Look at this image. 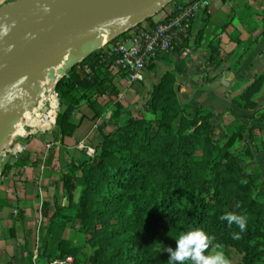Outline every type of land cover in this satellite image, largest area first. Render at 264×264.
<instances>
[{
	"label": "trees",
	"instance_id": "obj_1",
	"mask_svg": "<svg viewBox=\"0 0 264 264\" xmlns=\"http://www.w3.org/2000/svg\"><path fill=\"white\" fill-rule=\"evenodd\" d=\"M262 6V30L250 45L264 34V0ZM251 15L250 6L237 14L248 33L256 28ZM207 19L208 15L203 23ZM232 19L224 21L207 43L206 60L213 65L236 55L227 70L236 68L251 48L244 46L236 53L237 49L225 52L221 47L220 34ZM203 28L193 35L194 47L200 44ZM230 39L236 48L245 45L239 32ZM113 62V57L106 58L97 49L67 69L55 85L60 109L51 130L60 140L73 134L76 124L71 116L82 101L93 111L92 118L104 117L110 104L113 108L98 126L101 139L93 146V155L65 165L60 172L64 204L54 194L48 214L49 202H42L48 222L38 256L69 254L74 264H167L166 249L174 250L179 234L198 227L213 238L210 251L219 244L224 251L230 247L237 250L239 264H264V201L254 196L260 174L245 171L240 157L232 151L245 132L252 137L255 124L264 120L255 99L264 87V69L231 99L239 108L252 111L249 120L254 123L235 119L225 126V139L220 141L214 137L211 120L219 112L202 106L188 112L178 98L173 71L163 73L134 110L123 105L117 100L116 81V75L123 74L114 72ZM244 154L251 156L249 147ZM27 160V155L21 154L14 165L21 166ZM228 212L247 217L246 231L238 240L233 239L238 227L221 219ZM17 217L23 218V213L19 211ZM68 224L83 233V245L72 246L59 235L57 253L47 254L51 227ZM31 258L29 254L27 264Z\"/></svg>",
	"mask_w": 264,
	"mask_h": 264
},
{
	"label": "crops",
	"instance_id": "obj_2",
	"mask_svg": "<svg viewBox=\"0 0 264 264\" xmlns=\"http://www.w3.org/2000/svg\"><path fill=\"white\" fill-rule=\"evenodd\" d=\"M8 1L10 0H0V5ZM170 10L169 7H163L142 23L162 20ZM207 15L208 19L203 23V18ZM227 19L228 10L222 0H208V4L200 10L192 25L193 35L199 28L204 27L199 46L195 47L188 57L182 56L176 50L160 54L143 70L142 79L131 84H127L123 76L116 75L117 95L128 93L136 97L135 100L143 99L151 85L157 82L163 73L173 71L176 75L178 98L188 108L202 106L214 112L231 110L234 115L245 112L231 99L246 86L254 74L264 69V35L253 50L258 54L252 55V52L236 70L225 69L227 61L207 66V43L220 31L221 24ZM233 24L232 21L220 34V45L226 52L236 49V43L230 39ZM242 36L245 38L243 33ZM211 77L213 78L210 79ZM238 84L240 86L237 87ZM259 94H264V87L255 95L256 100ZM191 102L194 104L189 106ZM92 115L93 111L82 101L71 116V120L76 124L72 135L60 140L52 130L48 134L42 132L43 135L36 133L27 139L25 154L28 160L23 165L15 166L14 160L3 161L4 169L0 174V264H27V257L32 254L29 251V237L32 235L33 239V235L38 234L48 222L47 216L42 213V202H49L48 214H51L53 209L54 194L58 202L64 204L65 197L62 194L61 182L58 181L60 172L65 165L87 157L78 146L80 140L84 139L88 145L94 146L101 139V130L94 127L99 117L92 118ZM107 129L108 127L104 128L105 131ZM15 170L22 173L20 179L12 175ZM13 206H17L23 213V218L14 217L11 213Z\"/></svg>",
	"mask_w": 264,
	"mask_h": 264
},
{
	"label": "water",
	"instance_id": "obj_3",
	"mask_svg": "<svg viewBox=\"0 0 264 264\" xmlns=\"http://www.w3.org/2000/svg\"><path fill=\"white\" fill-rule=\"evenodd\" d=\"M172 0H10L0 5V132L20 114L13 91L66 57L60 76L101 45L150 18ZM33 89L36 88L32 85Z\"/></svg>",
	"mask_w": 264,
	"mask_h": 264
},
{
	"label": "rangeland",
	"instance_id": "obj_4",
	"mask_svg": "<svg viewBox=\"0 0 264 264\" xmlns=\"http://www.w3.org/2000/svg\"><path fill=\"white\" fill-rule=\"evenodd\" d=\"M182 2H184V1L183 0H173L169 4H167L164 7V9H167L168 7L172 9L174 5H176L177 3H182ZM222 2L225 4V7L228 10V19L233 18L232 21L236 25V26H234V24H233L232 33L230 35H232L234 32H236V33L239 32V34L241 35V38L245 41V45L241 44L239 47L236 48L237 49L236 53L242 52L245 48L244 46L248 47L251 44L252 39L255 37V35H257L258 32L260 30H262L263 24L261 22V18H260L259 13L263 9V6H262L263 0H222ZM245 6L251 7V10H252L251 18L256 23V28L253 30L252 33H248L245 30V27L243 25H241L239 23V21L237 20L238 12L241 11L242 9H245ZM242 33L245 35V38L242 36ZM261 37H262V35L258 38V41ZM258 41H257V43H258ZM257 43H255V45H250L251 48H250L249 53L243 56L240 64L236 68H234L235 70L241 65L244 58H246L248 55L249 56L251 55V53L255 49ZM254 54L257 55L258 53H256V51H255V53L253 52L252 55H254ZM235 57H236V55L232 56L231 58H229V60H227L228 65L232 64L235 61ZM205 65L212 66L213 64L209 63L206 60ZM227 66L225 67V69H227ZM238 86H240V84H238L237 87ZM21 88H19V89H21ZM26 88L27 87H25L24 89H26ZM57 96H58V94H57ZM48 97H50V100L55 101L54 97L52 95V91L48 94H47V91L42 92L38 99H40V100L45 99L46 100ZM257 97H258L257 102H258V108H259L258 112L260 114L264 115V94H259ZM38 99L36 100L34 105L30 108V113L32 111H36L37 113L40 111L38 108V107H40V105L37 102ZM135 99H136V97L127 93V94L121 96L119 100L123 103V105H125L126 107L129 105L128 107H130L131 110H134L136 108V105L141 103L144 98L143 99H137V100H135ZM58 100H59V97H58ZM52 101H51V103H54ZM44 103H45V111H46L49 109L48 108V102L45 101ZM192 104H194V103L191 102L188 105L190 106ZM37 108H38V110H37ZM43 108H44V106H43ZM112 108L113 107L111 104L108 105V111H110ZM59 109H60V106H59ZM195 109H196L195 107L191 108V109L188 108V112H193ZM241 110H244V109H241ZM58 112H59V110H58ZM251 112L252 111H250V110H245V112L238 113V115H234L231 110L219 112V114H217L213 118H211L212 124H213L214 137L218 138L220 141H223L225 139V131H226L225 126L228 123L234 121L235 119L243 121V122L247 123V125L254 123V121L249 120V115L251 114ZM12 125L10 126V131H12V132H10L9 135L6 138H4L5 140L2 144V147L0 148V168L1 169L3 168V166H2L3 161H5V160L6 161H13V160L15 161L16 158L19 157V155L24 154L26 152V150H27V139L30 136H33L36 133L38 135H43L42 131H37V132H34L33 134H29V135L24 136V137L18 135V133L19 134L25 133L24 125H30L32 127L43 126L44 124H42V120L38 119V116L33 117L31 119V117H28L27 114H24L22 116H21V114H18V115H16V118L14 119ZM26 130L29 131L30 128L26 127ZM49 131H51V130H49ZM49 131H45L46 134H48ZM252 133H253L252 137H249L248 132H245L243 139L238 141L232 147V151H233V153L237 154L240 157L242 167L245 171H247V172H258L260 174L259 185H258L257 190L254 192V196L257 198H260L264 201V120L261 123L255 124V127L253 128ZM22 143L26 144L25 145L26 148L23 151L15 154L14 149H15L16 145L17 144L21 145ZM245 147L250 148V151L252 153L251 156L244 154ZM79 148L84 152L83 148H81V147H79ZM0 172H1V170H0ZM12 175L18 176L17 179H20V176H22V173L20 172V170H15L12 173ZM12 208L18 209L17 206H13ZM19 211L20 210L18 209V213L16 214L17 216L19 215ZM45 229H46V226L44 225L42 227V230H40V232H38V234L35 233L33 235L34 236L33 239H32V235H30V237H29L30 238V240H29L30 241V245H29L30 253L33 254L32 251L36 250V249H37V251L40 252V246L42 244V239H43L42 237L45 233ZM50 234L51 235L47 238L48 243H47V251H46V253L49 255H53V254L57 253V250H56L57 237L59 235L69 239L70 244L72 246H81L84 243L83 233L79 230L78 227L74 226V224H68L64 228H58V227L52 226ZM54 235H55V237H54ZM83 249L87 250L86 247H84ZM214 251H216V249H212L210 252H214ZM224 252H225L226 256H228V258L232 261V264H239V262L241 260V254L237 250L230 247ZM43 258L44 257L38 256V259H39L38 264H44L45 263L43 261Z\"/></svg>",
	"mask_w": 264,
	"mask_h": 264
},
{
	"label": "built area",
	"instance_id": "obj_5",
	"mask_svg": "<svg viewBox=\"0 0 264 264\" xmlns=\"http://www.w3.org/2000/svg\"><path fill=\"white\" fill-rule=\"evenodd\" d=\"M207 4L208 0H185L182 3H177L162 20L155 21L153 24L152 22L146 24L140 22L131 29L102 44L99 48L100 52L106 58L113 57V69L115 72L119 71L123 74L127 84L141 80L143 70L147 65L155 61L160 54L173 51L175 47H178V52L184 57H188L192 53L195 49L192 25L200 10ZM52 95L56 102L54 107L47 100L38 99L40 111L38 113L36 111L31 112V115L33 117L38 116V119L42 120L44 125L41 127L24 125L25 133H18L19 136L24 137L37 131L45 132L53 128L59 110V100L55 85L52 88ZM121 96L123 94L119 93L117 100ZM45 101L48 102L49 108L46 111ZM109 114L110 111H107L104 117H108ZM104 117H99L96 120L95 128H98ZM26 127H29L30 130L27 131ZM25 145L24 143L21 145L17 144L14 153L23 151L26 148ZM78 146L83 148L87 156L93 155L94 147L88 145L84 139L78 142ZM11 212L16 217L18 209L12 208ZM38 260V251L36 249L33 251L30 264H38ZM43 261L45 262L44 264H74V259L69 254L63 257L44 258Z\"/></svg>",
	"mask_w": 264,
	"mask_h": 264
},
{
	"label": "clouds",
	"instance_id": "obj_6",
	"mask_svg": "<svg viewBox=\"0 0 264 264\" xmlns=\"http://www.w3.org/2000/svg\"><path fill=\"white\" fill-rule=\"evenodd\" d=\"M222 220L229 226L235 224L239 233H233V239H240V233L246 231L247 217L233 212L225 213ZM175 249L167 248L169 259L167 264H232L219 244L216 251L210 252L213 247V238L202 228L194 227L182 232L175 239Z\"/></svg>",
	"mask_w": 264,
	"mask_h": 264
},
{
	"label": "bare ground",
	"instance_id": "obj_7",
	"mask_svg": "<svg viewBox=\"0 0 264 264\" xmlns=\"http://www.w3.org/2000/svg\"><path fill=\"white\" fill-rule=\"evenodd\" d=\"M112 35H113V33L109 29H105L101 33L93 36L92 39H95L98 42V44L100 45L101 43L110 40ZM65 60H66V57L62 60V62L60 64L54 65L50 69L46 70L43 74L36 77L32 81V84L30 86H27L26 89H24L26 87L25 85H21L12 92L13 96H14V100H15L14 104H16V103L20 104V112L19 113L21 114V116L24 114H27V116L31 117V119L33 118V116H31V113H30V108L34 105L36 100L40 97V94L42 92L47 91V94H48L52 91L55 80L60 76L59 70L63 68V64H64ZM32 85H35L36 88L33 89ZM19 88H21V89H19ZM43 100H45V99H43ZM46 100L49 102V104L52 107L55 106L56 102L50 100V97H48ZM51 101L54 103H51ZM15 118H16V116H14L12 118L10 125H8L5 129H3L0 132V148L2 147V144L5 140L4 138H6L9 135V133L12 132V131H10V126L12 125Z\"/></svg>",
	"mask_w": 264,
	"mask_h": 264
}]
</instances>
